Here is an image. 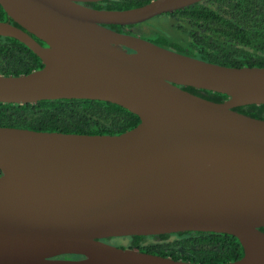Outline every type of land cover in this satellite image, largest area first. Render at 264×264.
Returning a JSON list of instances; mask_svg holds the SVG:
<instances>
[{
    "label": "water",
    "instance_id": "obj_1",
    "mask_svg": "<svg viewBox=\"0 0 264 264\" xmlns=\"http://www.w3.org/2000/svg\"><path fill=\"white\" fill-rule=\"evenodd\" d=\"M97 1L0 0L18 24L0 21V35L43 64L0 74V102L97 99L140 120L119 134L0 126V264H201L103 241L180 231L235 236L242 257L215 264H264V119L234 110L264 104V67L204 61L107 27L202 0L84 5Z\"/></svg>",
    "mask_w": 264,
    "mask_h": 264
},
{
    "label": "trees",
    "instance_id": "obj_2",
    "mask_svg": "<svg viewBox=\"0 0 264 264\" xmlns=\"http://www.w3.org/2000/svg\"><path fill=\"white\" fill-rule=\"evenodd\" d=\"M149 1L101 0L84 5L95 9L123 10ZM0 21L18 25L7 16L1 5ZM107 27L204 61L233 67H264V0H202L143 23ZM42 66L41 59L23 42L0 35V74H27ZM181 88L215 102L228 98L224 93L189 86ZM234 110L264 119V104L244 105ZM139 121L136 114L124 107L97 99L64 98L24 104L0 102V126L4 127L62 133L119 134L135 127ZM259 230L264 232V227ZM116 240L122 243L113 244ZM103 241L122 248L201 264L234 261L243 255V248L235 236L211 231L111 237Z\"/></svg>",
    "mask_w": 264,
    "mask_h": 264
},
{
    "label": "rangeland",
    "instance_id": "obj_3",
    "mask_svg": "<svg viewBox=\"0 0 264 264\" xmlns=\"http://www.w3.org/2000/svg\"><path fill=\"white\" fill-rule=\"evenodd\" d=\"M124 238H125V237H124ZM123 240H124V239H123ZM116 241H117V240H116ZM121 243H122V241L119 240V241H117V242H115V243H113V244L119 245V244H121ZM116 245H115V246H116Z\"/></svg>",
    "mask_w": 264,
    "mask_h": 264
},
{
    "label": "flooded vegetation",
    "instance_id": "obj_4",
    "mask_svg": "<svg viewBox=\"0 0 264 264\" xmlns=\"http://www.w3.org/2000/svg\"><path fill=\"white\" fill-rule=\"evenodd\" d=\"M42 44H44V43H42ZM111 244V243H110Z\"/></svg>",
    "mask_w": 264,
    "mask_h": 264
}]
</instances>
